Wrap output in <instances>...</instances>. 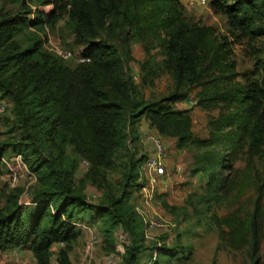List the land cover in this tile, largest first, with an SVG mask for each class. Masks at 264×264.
<instances>
[{"label": "trees", "instance_id": "trees-1", "mask_svg": "<svg viewBox=\"0 0 264 264\" xmlns=\"http://www.w3.org/2000/svg\"><path fill=\"white\" fill-rule=\"evenodd\" d=\"M32 1L0 9V101L5 104L0 114H7L0 156L20 154L35 176L29 187L32 204L23 206L18 200L24 186L11 187L0 162V177L10 188L4 185L1 193L0 251L20 247L31 252L35 264H73L70 254L83 224L94 227L112 247L116 231L125 232L131 244L123 264H173L190 256L192 246L183 245L178 232L170 243L164 234L159 241L148 239L141 216L129 203L145 184L140 179L145 157L126 162L119 194L107 186L106 171L114 167L127 139L136 138L141 120L158 135L174 139L177 149H191V174L207 177V191L215 199L231 182L230 153L220 155L218 149L221 125L233 126L248 156H258L264 168V56L254 47L257 39H264V0H209L211 10L225 14L238 30L233 36L245 39L259 55L254 69L240 74L242 83L227 88L219 84L232 76L234 65H225L223 45L215 43L209 28L189 24L178 0H42L52 5L47 12L32 9L27 4ZM61 20L68 24L72 41L73 49H67L88 57L87 62H77L74 54L62 59L43 46L44 38L32 35L27 43L15 39L29 29L54 28ZM134 37L144 42L145 50L158 45L164 56L160 63L139 64L145 72L140 83L128 68ZM160 68L171 74L174 89L145 99L141 87ZM193 88H200L198 105L207 108L220 101L229 107L225 122L215 120L208 138L193 133L190 108L176 107ZM81 160L88 169L77 179ZM88 183L102 191L98 203L88 202ZM263 189L264 177L246 220L216 218L224 226L220 241L233 251L246 248L253 260L260 248ZM148 250L146 261H140Z\"/></svg>", "mask_w": 264, "mask_h": 264}, {"label": "rangeland", "instance_id": "rangeland-1", "mask_svg": "<svg viewBox=\"0 0 264 264\" xmlns=\"http://www.w3.org/2000/svg\"><path fill=\"white\" fill-rule=\"evenodd\" d=\"M178 1L185 11L184 15L188 19L187 22L190 25L209 28L212 37L216 39L215 43L223 45L220 52L226 57L225 65L229 66L232 63L234 65L232 76L228 80L226 79L227 81H221L220 87L227 88L232 85L234 87L236 83H242L240 74L254 69L255 59L259 56L256 51L249 47L245 39L239 40L233 36V33L237 34L238 30L229 25V18L225 14H215L211 10L209 0L206 5H202L200 0ZM27 4L32 9L40 8L44 12L52 9L51 4H44L42 0H33ZM19 5L20 0H0V9L3 11L17 9ZM67 27L66 21L61 20L54 28L46 27L44 30L36 32L29 29L17 35L15 39L27 43V39L32 35L39 39L49 35L64 47L73 49L71 38L67 35L69 31ZM131 42L133 43L131 45L132 59L128 63V68L134 73V80L140 83V78L145 72L140 69L139 64L145 60H148L150 64L156 61L160 63L164 56L158 45L155 46L154 44L150 46L149 50H145L143 41L134 37ZM254 47L262 50L260 57L263 58L264 39H257L254 42ZM147 81L141 87L145 99L167 95L174 89L171 74L161 68L154 77L152 76ZM199 92L200 88L191 89L186 100L177 102L176 107L190 108L193 133L200 138H208L215 120L225 122L229 107L226 103L219 101L204 108L197 104ZM5 115L7 114H0V141L7 138L6 128L3 125ZM219 128L217 133L222 137L218 142L220 155L229 152L232 166L231 170H227L231 179L229 189L219 199H215L212 194L208 193L207 177L203 173L191 174L194 157L191 149H177L174 139L158 135L145 120L138 123L136 138L131 140L129 137L123 152L117 154L114 167L106 171L107 186L113 187L114 192L119 194L126 162L129 163L141 156L145 157L146 160L154 153V146L149 136L157 135L161 138L166 149L164 156L165 174L155 177L154 189L148 201L143 195H150L151 192H144L141 189L137 194L131 195L129 203L134 204L146 214L147 219L163 220L162 226L148 229V239L155 238L157 240L158 237L166 235V242L170 243L178 232L181 243L192 246L190 256H180L173 264H264V189L260 202L261 238L258 258L256 260L250 259L246 248L230 250L218 237L219 230L223 229L224 226H218L216 218L234 215L246 220L253 209L258 185L264 177V168L260 158L256 155L254 157L248 156L247 148L237 140L233 126L223 124ZM87 167L88 165L82 166L78 162L75 177L77 179L83 178ZM147 177L143 173L141 180L144 181L145 185L148 184ZM28 181L30 179L23 176L19 183L24 186ZM4 183L5 180L0 177V201L3 200L1 193L5 191L3 189ZM5 186V189L9 188L8 185ZM85 191L88 202L91 203H98L103 196L102 191L90 183L87 184ZM88 238V229H83L78 243L70 254L73 264H123L124 250L130 246L131 241L130 237L121 229L115 233L114 247L105 242L102 237L93 244L92 249L86 252L85 242ZM56 248V244L52 246L53 251ZM22 250L24 249L22 248ZM3 253L9 256V249L0 251V264H35L32 255L27 251L21 255L18 254L16 258L9 257L8 259L3 257L5 256ZM148 255L149 250L144 251L140 256V261H146Z\"/></svg>", "mask_w": 264, "mask_h": 264}, {"label": "built area", "instance_id": "built-area-1", "mask_svg": "<svg viewBox=\"0 0 264 264\" xmlns=\"http://www.w3.org/2000/svg\"><path fill=\"white\" fill-rule=\"evenodd\" d=\"M202 5H206L208 0H200ZM43 46L50 52H53L57 56L61 57L62 59H69L73 57L76 59L77 62H87L89 59L81 54H74L71 50L65 48L59 41L53 39L51 36L47 35L44 38ZM74 54V55H73ZM5 110V104L0 101V112ZM150 140L154 146V153L150 157H148L144 164L142 165L141 170L145 173L147 177L148 184H144L142 190L150 191V195H143L145 200L148 201L151 198V194L154 189V182L155 177H160L165 174V163H164V156H165V146L163 141L157 135L149 136ZM0 162L7 168V176L9 180V185L11 187H15L20 185V179L23 176H26L30 179L24 185V191L20 195L19 203L23 206L32 204L31 197L29 194V187L35 181L34 174L29 170L26 163L22 160L20 154H14L11 159L7 158L6 156H0ZM80 165L87 166L88 162L86 160H81ZM140 173V179L143 176V173ZM23 186V184H22ZM137 213L141 216L144 226H145V234L148 236V229L159 227L163 225L162 219H147L146 214L140 211L137 207H135ZM79 226L83 229H88L89 231V238L85 242V251L88 252L92 249L93 244L99 240L97 232L94 227L86 226L83 224H79Z\"/></svg>", "mask_w": 264, "mask_h": 264}, {"label": "crops", "instance_id": "crops-1", "mask_svg": "<svg viewBox=\"0 0 264 264\" xmlns=\"http://www.w3.org/2000/svg\"><path fill=\"white\" fill-rule=\"evenodd\" d=\"M29 252L30 254H31V252L28 250V249H24V250H22V248H20V247H13V248H10L9 249V256L6 254V253H3V255H5V256H3L5 259L7 258H9V257H15L16 258V256L19 254V255H21V254H23L24 252ZM5 252V251H4ZM7 252H8V250H7ZM32 255V254H31Z\"/></svg>", "mask_w": 264, "mask_h": 264}]
</instances>
